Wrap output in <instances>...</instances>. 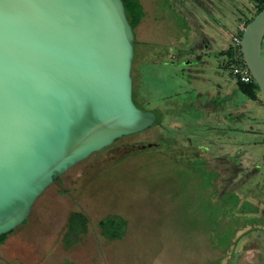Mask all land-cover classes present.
<instances>
[{"label": "rangeland", "instance_id": "1", "mask_svg": "<svg viewBox=\"0 0 264 264\" xmlns=\"http://www.w3.org/2000/svg\"><path fill=\"white\" fill-rule=\"evenodd\" d=\"M138 1L144 17L133 30V101L160 124L117 139L51 184L0 244V264H264V229L252 228L262 223L241 196L255 204L264 194V99L259 88L254 97L240 91L226 54L240 53L232 37L257 0H194L183 15L171 0ZM175 53L194 60V78L170 81L168 90L164 74L144 66ZM196 96L195 109L187 102ZM213 96L215 106L206 105ZM224 104L228 117L220 121ZM222 155L241 162L231 184L245 172L252 191L224 188L231 172L214 160ZM71 212H81L87 227L66 242ZM110 216L125 221L120 239L101 233L99 221Z\"/></svg>", "mask_w": 264, "mask_h": 264}, {"label": "water", "instance_id": "2", "mask_svg": "<svg viewBox=\"0 0 264 264\" xmlns=\"http://www.w3.org/2000/svg\"><path fill=\"white\" fill-rule=\"evenodd\" d=\"M264 8L240 39L264 99ZM135 35L122 0H0V236L51 184L157 122L132 99Z\"/></svg>", "mask_w": 264, "mask_h": 264}, {"label": "flooded vegetation", "instance_id": "3", "mask_svg": "<svg viewBox=\"0 0 264 264\" xmlns=\"http://www.w3.org/2000/svg\"><path fill=\"white\" fill-rule=\"evenodd\" d=\"M171 1L173 3L172 8L177 13L182 14V15H183L184 10L189 11L190 10L189 7H191V5L193 6V4H194L193 3L194 0H171ZM186 2H188L189 5H187ZM141 7H142V5H141ZM142 9L144 11V7H142ZM135 34L136 33L134 32V35ZM135 42H136V39H135ZM162 57H166L167 61L164 60V61H161L160 63L158 62V64H157L155 61L158 59L163 60ZM180 58L181 57H179V55L177 53H175L174 55H172V54H168L165 56L161 55L157 59H155V61H153L154 62L153 65H152L153 62H151V63L146 62L144 68L146 69V71H149L151 69L160 70L164 74V77L161 78L162 82H164L162 85L167 87L168 90H172L173 88H175V87L171 86V82H173L174 80L184 79L185 81H188V80L194 78V60L193 59H180ZM133 59H134V57H133ZM133 59H132V62H133ZM131 67H132V64H131ZM130 76H131V71H130ZM131 78H132V76H131ZM170 78H172V79H170ZM156 79H159V78H156ZM167 81H169V85H168ZM133 91H134V88H133V79H132V99H133V94H135V91L134 92ZM196 98H197V96L194 97L193 99L188 100L187 104H191L194 106V103H195L194 100H197ZM214 99H215L214 96L212 99H210V100L208 99L209 101L207 100L206 105H208L212 102L213 106H215V104H216L215 102L217 99L216 100H214ZM194 108L196 109L197 107L194 106ZM225 108H226L225 104L220 106V107L218 106V108H217L216 115L220 119V121H224L228 117V112H225L226 111ZM148 111L153 112L152 110H148ZM201 111L206 116V118L209 117L208 114L205 112V110H201ZM153 113L155 114V112H153ZM156 117H157V115H156ZM237 117L238 116H236L235 118H237ZM159 124H160V120L157 117V122L154 123L152 126L159 125ZM146 130H148V129H146ZM141 132H143V131H141ZM150 146H151L150 144L142 145L140 149H144L146 147L150 148ZM203 157H205V156H203ZM233 159L234 160H231L230 158H225V156H223V155L214 157V160H218L219 163L222 164L221 166H216L217 168H219V170L221 169V171H224V169L228 168L229 171L231 172V176L229 178L225 179V181H224V188L232 189L238 195H241V194L238 193V190L236 189L237 187L238 188L244 187L245 189L248 190L247 192L252 191V190H250L251 188L246 187L247 177L245 176V172L242 173V176H239V178H237L236 183L231 184L232 179H236V174L240 173V171L242 170L241 162H236V160L238 161L239 158L238 159L233 158ZM226 164L228 167L223 166ZM217 165H218V163H217ZM222 176H223L222 179L224 180V175H222ZM241 196H242V201L246 202L253 209V211H254L253 217L262 223L260 225H254V227H252V228L257 229L258 227H260L261 228L260 230H263L264 229V208L258 207V205H261V201L263 200L261 197L264 198V194L257 195V198L258 197L259 198L257 199L255 204H253L252 201L249 200L245 195H241ZM257 230H259V229H257ZM256 240L257 239L252 236L251 238L247 239V242H245L241 246V248L248 249V245L252 246L250 243L255 242ZM263 248H264V246H263Z\"/></svg>", "mask_w": 264, "mask_h": 264}, {"label": "trees", "instance_id": "4", "mask_svg": "<svg viewBox=\"0 0 264 264\" xmlns=\"http://www.w3.org/2000/svg\"><path fill=\"white\" fill-rule=\"evenodd\" d=\"M126 17L128 19L129 24L131 25L132 29L134 30L137 25L140 24L142 18L144 17L143 9L138 0H122ZM256 12L255 14L247 19L245 25H247L255 15H257L263 8H264V0H257L256 1ZM226 54L228 57L231 58L232 63L236 64H244L242 61L241 54L234 53L233 51H227ZM236 84L240 91L249 96H255V89H258L256 84H243L236 80ZM98 226L101 230V233L104 237L108 239H120L123 236V231L125 228V221L117 216H110L106 217L99 221ZM87 227V219L81 212H71L68 220H67V227H66V234L65 240L66 242H70L71 238L79 236L85 233ZM14 231V230H13ZM13 231L1 235L0 236V244L5 241L7 236L11 234Z\"/></svg>", "mask_w": 264, "mask_h": 264}, {"label": "built area", "instance_id": "5", "mask_svg": "<svg viewBox=\"0 0 264 264\" xmlns=\"http://www.w3.org/2000/svg\"><path fill=\"white\" fill-rule=\"evenodd\" d=\"M245 26H246L245 23H241L238 26L237 34L232 37V43L235 49L237 50L240 49V39H241L240 34L243 32ZM232 75L237 81L243 84H256L248 68L244 64L235 63L232 67Z\"/></svg>", "mask_w": 264, "mask_h": 264}]
</instances>
